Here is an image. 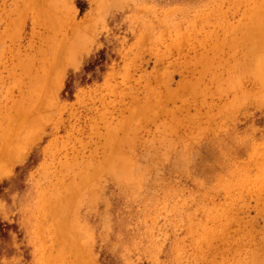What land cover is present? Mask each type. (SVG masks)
<instances>
[{"label": "rangeland", "instance_id": "374dc122", "mask_svg": "<svg viewBox=\"0 0 264 264\" xmlns=\"http://www.w3.org/2000/svg\"><path fill=\"white\" fill-rule=\"evenodd\" d=\"M0 264H264V0H0Z\"/></svg>", "mask_w": 264, "mask_h": 264}]
</instances>
